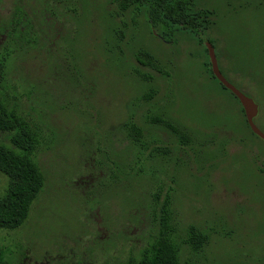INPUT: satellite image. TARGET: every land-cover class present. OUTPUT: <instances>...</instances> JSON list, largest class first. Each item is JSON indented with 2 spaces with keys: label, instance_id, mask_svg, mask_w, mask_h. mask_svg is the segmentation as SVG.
<instances>
[{
  "label": "rangeland",
  "instance_id": "1",
  "mask_svg": "<svg viewBox=\"0 0 264 264\" xmlns=\"http://www.w3.org/2000/svg\"><path fill=\"white\" fill-rule=\"evenodd\" d=\"M195 2L213 12L206 35L219 66L256 102L264 132V0ZM119 4L0 0V102L36 128L44 179L26 220L0 230L7 259L122 264L169 233L182 261L264 264V140L205 70L197 38L176 32L166 40L143 12ZM139 50L162 70L141 65ZM151 117L192 142L181 145ZM130 118L143 128L140 144L124 124ZM0 144L16 148L2 130ZM8 181L0 171V194ZM192 226L208 236L198 249Z\"/></svg>",
  "mask_w": 264,
  "mask_h": 264
},
{
  "label": "trees",
  "instance_id": "2",
  "mask_svg": "<svg viewBox=\"0 0 264 264\" xmlns=\"http://www.w3.org/2000/svg\"><path fill=\"white\" fill-rule=\"evenodd\" d=\"M120 11L125 13L127 10L135 11L146 16L147 23L151 28L156 29L158 35L164 39L172 38L176 32H189L199 43L204 45L205 52L208 49L205 40L210 41L214 46V40L207 37V30L212 27L213 12L197 6L194 0H116ZM21 5V4H17ZM16 5V6H17ZM15 6V9H16ZM22 6V5H21ZM23 11L27 13L24 6ZM14 9L13 14L17 11ZM16 12V14H15ZM12 14V15H13ZM37 30L36 23L34 24ZM38 39V37H36ZM135 58L141 65L156 66L162 70L159 59L146 50H139L135 53ZM161 65L160 67L158 65ZM212 77L220 86L228 90L239 102L238 98L227 89L213 74L210 58L204 63ZM221 69V68H220ZM140 72V69L136 68ZM222 71V70H221ZM164 72V71H163ZM166 73V72H165ZM155 91L144 94L147 101L151 100ZM240 103V102H239ZM242 113L244 110L240 104ZM153 121H164L160 118H153ZM245 118V115H244ZM167 128L177 136L179 135L181 145H188L192 142L190 135L175 127L174 123L164 121ZM245 122L249 127L246 118ZM130 127L133 140L140 144L144 137L143 128L132 118L124 123ZM180 129V130H179ZM0 130L9 132L11 142L16 148L5 144H0V171L8 177V184L4 193L0 194V230L13 229L20 226L27 218L30 206L43 186V176L34 160V151L39 141L36 128L32 127L25 118L20 116L14 109H8L0 102ZM252 133H254L251 130ZM255 134V133H254ZM256 135V134H255ZM258 136V135H257ZM259 137V136H258ZM169 148L164 147L158 153H167ZM169 197H165L162 210L169 209ZM208 240L205 233L190 228L189 242L194 249H198ZM0 264H12L7 259L4 247L0 242ZM122 264H194L191 260L182 261L180 259L179 248L173 237L168 234L162 235L151 246L146 247L138 258L130 257Z\"/></svg>",
  "mask_w": 264,
  "mask_h": 264
},
{
  "label": "water",
  "instance_id": "3",
  "mask_svg": "<svg viewBox=\"0 0 264 264\" xmlns=\"http://www.w3.org/2000/svg\"><path fill=\"white\" fill-rule=\"evenodd\" d=\"M207 49L209 53V58L211 62V68L215 77L227 88L229 89L239 100L243 110L246 121L251 128V130L264 140V132L257 126L255 118L258 113V105L256 102L242 90L231 83L223 74L220 69L216 50L210 41H207Z\"/></svg>",
  "mask_w": 264,
  "mask_h": 264
}]
</instances>
